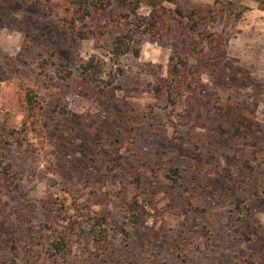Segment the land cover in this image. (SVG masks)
<instances>
[{"label":"rangeland","instance_id":"374dc122","mask_svg":"<svg viewBox=\"0 0 264 264\" xmlns=\"http://www.w3.org/2000/svg\"><path fill=\"white\" fill-rule=\"evenodd\" d=\"M241 2L224 62L247 70L260 95L220 89L191 60L199 82L172 106L149 84L186 40L143 36L137 57L115 58L93 40L72 47L47 24L37 34L25 27L35 9L0 0V264H264V130L248 141L237 126L213 144L210 113L223 103L246 130L264 129V11ZM88 61L102 66L97 84L80 73ZM133 198L146 212L138 225L124 215ZM57 235L68 248L51 257Z\"/></svg>","mask_w":264,"mask_h":264},{"label":"trees","instance_id":"16d2710c","mask_svg":"<svg viewBox=\"0 0 264 264\" xmlns=\"http://www.w3.org/2000/svg\"><path fill=\"white\" fill-rule=\"evenodd\" d=\"M249 1L254 2L258 9L264 11V0ZM13 3L29 6L40 14L32 20L31 25L25 24L27 28L35 26L37 34L41 31L43 24H47L53 36L65 39L72 47H78L84 41L93 40L96 44H104L105 49L115 58L127 54L137 57L141 45L140 39L143 36L175 38L179 43L186 40L189 46L186 50L173 46L166 77L149 84L158 98H165L172 106L177 105V99L183 95L184 86L189 80L196 77L197 83L199 82V74L193 73L191 60H195L199 70L208 73L211 76V82L220 89L228 87L229 93H245L250 90L257 97L261 93V89L252 80L247 70L231 67L224 62L225 46L231 33L230 22L240 19L243 12L248 9L241 0H213L210 6L200 3L189 4L183 0H128L121 5V0H17V2L13 0ZM141 7L147 8L146 15L139 13ZM220 16L225 17L222 26L218 23ZM37 20L40 23H36ZM21 31L27 35L26 30ZM101 69V65H93L91 61H88L82 64L80 73L87 77L90 84H97L96 78L99 77ZM66 74L63 78L71 76L72 72H66ZM92 86L99 88L96 85ZM222 104L210 108L211 123L215 124L218 130L217 135H214L213 144L217 142L220 145L223 141L221 134L232 135L237 126L244 131L241 132V137L246 138L250 135L247 138L248 141L257 134L259 137L262 136L261 131L264 129L257 128L255 133L256 125L254 124L250 130H246L248 123L241 122L237 118L236 111L231 109L224 111V104ZM60 115L68 119L64 111ZM110 115L117 122L126 121L124 114L117 108ZM67 121L74 125L79 124V121L75 119H73L75 122H70L72 119ZM260 144L262 142L259 141L258 145ZM183 147L189 153L198 151L196 144L190 147L186 143ZM244 165L246 166V163ZM169 171L176 177L182 178L179 170ZM140 185L138 182L135 187L138 188ZM149 185L150 187L147 188L149 190L156 187L155 184L149 183ZM258 185L260 186L259 183ZM146 193L148 197L153 194L148 191ZM246 206L237 207L241 209ZM124 210L127 221L132 225H138L140 216L146 213L144 205L139 204L136 198L127 201ZM100 219L106 221L103 216ZM242 236L246 237L245 234ZM67 248L68 241L61 235H57L48 244L47 251L51 257H55L61 255Z\"/></svg>","mask_w":264,"mask_h":264}]
</instances>
